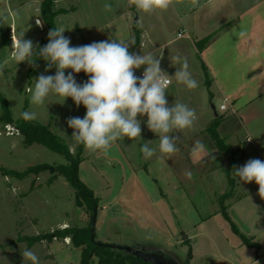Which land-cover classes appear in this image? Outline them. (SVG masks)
Masks as SVG:
<instances>
[{"label":"rangeland","instance_id":"1","mask_svg":"<svg viewBox=\"0 0 264 264\" xmlns=\"http://www.w3.org/2000/svg\"><path fill=\"white\" fill-rule=\"evenodd\" d=\"M36 1L0 0V94L7 101L11 116L10 121L4 119L0 103V264H32L22 256L25 249L37 255L39 264H81V249L73 245L70 236L53 237L51 241L32 239L65 227L87 228L93 214L85 205H76L72 187L55 169L56 165L67 163L65 157L41 144L26 143L17 128V119L26 105L25 111L38 114L34 122L49 125L75 154L78 144L71 138L74 129L67 121L83 118L87 111L71 97L61 104L62 98L54 94L49 95L45 106L29 103L27 88L34 87L41 74L55 75L57 71L55 65L49 69L44 59L36 64L28 58L18 64L10 55L13 31H25L24 38L33 42L34 50L47 33L39 12L41 0ZM196 1L199 0L195 3L174 0L166 11L144 13L128 0H55V9L67 10L57 14L55 28L66 29L63 35L72 47L91 44L94 36L90 31L97 27L105 36L104 41H126L129 47L135 43L138 32L139 42L131 53L161 56L160 67L173 80L166 90L168 106L179 101L194 109L197 115L193 128L172 133L178 137L179 151L170 158L165 155L163 160L158 149L159 137L147 127V114L138 115L141 138L125 137L106 153H90L83 147L79 177L99 198L96 241L128 245L161 255L176 264H261L264 261V199L258 189L253 191L254 181H240V187L233 193L237 200L222 210L220 191L224 196L232 193L234 179L226 185L217 171L209 172L207 182L204 168L189 162L191 157L199 158L192 148L196 141H201L206 146L203 158H209L208 166L220 167V150L197 125L206 115L214 113L212 104L220 113L221 98L217 95L210 100L209 91L202 84L205 77L189 32L178 36L183 26L197 25L196 16L190 15ZM105 4L112 5V9L106 10ZM229 4L233 6L231 2L221 3L220 8ZM35 17L42 26L37 25ZM2 32L9 38L7 44L3 43ZM175 56L187 60L188 71L198 82L196 88L189 89L176 81L174 75L181 63L172 61ZM145 67L134 69V74L142 78ZM69 73L79 85L89 79L83 71L77 74L66 69L65 74ZM9 124L16 130L9 133ZM230 127L231 123L222 131L230 132ZM239 135V139L244 138L242 132ZM145 142L156 149L151 158H145L140 152ZM244 147V140L239 141L241 158ZM170 161L175 172H171ZM42 163L47 166L37 172L23 176L7 173L8 170L23 172L29 166ZM243 237L254 244L245 243ZM90 264H97V258L93 257Z\"/></svg>","mask_w":264,"mask_h":264},{"label":"clouds","instance_id":"2","mask_svg":"<svg viewBox=\"0 0 264 264\" xmlns=\"http://www.w3.org/2000/svg\"><path fill=\"white\" fill-rule=\"evenodd\" d=\"M128 3L138 11L152 13L157 10L166 11L174 0H128ZM104 8L110 11L112 5L105 4ZM36 23L42 26L40 20ZM65 31L63 26L53 28L48 33L47 45L38 49L40 58L48 62V68L55 65L57 71L55 75L41 74L35 80L34 87L27 88L30 105L45 106L50 94L62 98L61 104L68 97L77 106L83 104L87 109L86 115L83 118H70L67 123L74 129L72 140L76 144H82L90 153H106L125 137L140 139L141 121L137 117L147 114L148 129L159 137L160 159L163 160L165 155L170 158L177 153L178 137L172 133L193 128L197 115L194 109L179 101L168 106L166 90L172 79L160 67L162 57L150 53H131L126 41L110 40L72 47L70 40L63 35ZM240 36L244 37L245 33L241 32ZM24 37L25 31L13 32L11 36L10 55L18 64L27 61L34 54L33 42ZM172 61L181 63L174 75L176 81L189 89L196 88L198 82L188 71L187 60L175 56ZM141 66L146 67L143 77L139 78L134 74V69ZM66 69L77 74L83 71L89 79L79 85L71 73L65 74ZM21 117L26 121H34L38 114L26 110L21 113ZM140 152L145 158H151L156 154V149L150 148L149 143L145 142L140 146ZM192 152L196 156H202L206 152V146L203 142L196 141ZM234 171L239 181H255L259 186L258 194L264 199V161L251 159ZM186 174L191 176L190 172ZM22 256L32 264H39L37 255L31 250L25 249Z\"/></svg>","mask_w":264,"mask_h":264},{"label":"crops","instance_id":"3","mask_svg":"<svg viewBox=\"0 0 264 264\" xmlns=\"http://www.w3.org/2000/svg\"><path fill=\"white\" fill-rule=\"evenodd\" d=\"M35 2L38 1L35 0ZM196 2L197 5L191 6L190 15L196 16L197 25L194 28L190 24L185 25L179 32H182L181 36L185 31L189 32L196 55L194 41L208 37L199 56L207 67L210 85L207 87L204 82L202 84L208 89L210 100L219 95L221 98L219 109L221 104L226 105L225 110L220 109V113L216 112L217 115H222L217 131L231 145V150L220 151L219 168L209 167V158H203V155L199 158L191 157L189 162L190 165L200 164V168H204L206 173L202 174L207 182L209 172L217 173V171H220V180L222 179L225 184L228 180L234 179V182L231 181L233 182L232 193L224 196L225 193L220 191V197L223 196L220 198V203L226 208L233 200H237V197H233V193L235 188L240 187V181L234 169L243 167L251 159L264 161V0H199ZM229 2L233 6L229 4L224 9L220 8L221 3ZM34 19L38 20V17ZM79 26L82 30L81 24ZM11 27L14 30L13 24ZM241 32L245 33L244 37L240 36ZM90 34L94 36L92 43L105 40V36L98 31V27L91 30ZM198 61L201 67L200 60ZM172 84L173 80L169 86ZM214 113L206 115L197 125V129H204L206 132V128L215 117ZM229 123L232 124L231 131L223 132V128ZM240 132L244 136L242 139H239ZM247 138L251 140L247 141ZM241 140L245 142L242 158L241 150L237 148ZM169 163L172 172L173 164L171 161ZM223 182L221 181L220 185ZM254 182L253 191L259 189Z\"/></svg>","mask_w":264,"mask_h":264},{"label":"trees","instance_id":"4","mask_svg":"<svg viewBox=\"0 0 264 264\" xmlns=\"http://www.w3.org/2000/svg\"><path fill=\"white\" fill-rule=\"evenodd\" d=\"M54 1L55 0H41L39 12L40 15L47 27V33L40 39L39 44L36 46L34 50V54L29 57L34 63H39L43 60L39 56L40 48L47 45L49 42L48 33L50 30L55 28L54 19L57 14L66 12L67 10L64 8L55 9L54 8ZM3 43L7 44L9 42L8 36H6L5 32H2ZM208 37H204L199 40L194 41L195 48L197 50V57L200 60L201 69L204 73V83L207 87L210 85V79L207 72V67L204 65L202 60L200 59L199 52L207 43ZM139 42V34H136V41L129 47V52H132L134 47ZM0 103L4 113V119L7 121L11 120L10 110L7 105V101L5 98L0 94ZM26 105L24 106L23 111H25ZM222 120V115H216L208 127L206 128V132L211 137L214 142V145L220 151H230L231 145L225 141L223 137L217 131V127ZM17 128L20 134L24 137L26 143H38L41 144L48 149L57 152L63 155L67 161L65 164H58L56 165V171L58 174L62 175L70 184L73 189V194L75 198V203L78 206L85 205L87 208H90L93 213L94 206H97L99 203V198L95 195L94 191L88 187L79 177V164L83 160L81 157V153L83 150V145L78 144L77 151L75 154H72L69 147L64 143L50 128L49 125L41 124L34 121H26L21 117L17 119ZM46 163L36 164L27 167L23 172L15 171V170H8L7 173L14 175V176H23L26 175L28 172L31 171H39L46 167ZM232 181V179H230ZM223 198V196L221 197ZM221 209L224 210V206L220 203ZM91 225V224H90ZM71 237V241L73 245L77 248L81 249V264H90L92 262V258H97V264H151L148 262H144L141 258L136 257L132 254L127 253L123 249L112 248V247H104L97 245L91 239V231L90 226L87 228H70L65 227L62 229H57L51 234H46L43 236H34L32 239L35 241H41L46 239L51 241L53 237ZM243 240L247 244H254L249 238L243 237ZM256 246H259L258 243L255 242ZM190 254V253H189Z\"/></svg>","mask_w":264,"mask_h":264},{"label":"water","instance_id":"5","mask_svg":"<svg viewBox=\"0 0 264 264\" xmlns=\"http://www.w3.org/2000/svg\"><path fill=\"white\" fill-rule=\"evenodd\" d=\"M137 20V17H135V21ZM212 109L215 111V106L212 104L211 105ZM216 116V111L214 113ZM96 215H97V207L94 206L93 208V214H92V219H91V225H90V231H91V239L99 246H104V247H112V248H118V249H123L127 253L132 254L136 257L141 258L144 262H148L151 264H176L171 259L164 258L161 255L158 254H152V253H147L141 249H134L131 246L128 245H118L115 243H109V242H100L95 240V222H96ZM182 264H187V262H184ZM261 264H264V261H261Z\"/></svg>","mask_w":264,"mask_h":264},{"label":"built area","instance_id":"6","mask_svg":"<svg viewBox=\"0 0 264 264\" xmlns=\"http://www.w3.org/2000/svg\"><path fill=\"white\" fill-rule=\"evenodd\" d=\"M181 35H182V32H179L178 36H181ZM220 109L221 110H225L226 109V105L225 104H221L220 105ZM7 130H8L9 133H11L14 130H16V128L12 124H9V126L7 127ZM247 141H249V138H247Z\"/></svg>","mask_w":264,"mask_h":264}]
</instances>
